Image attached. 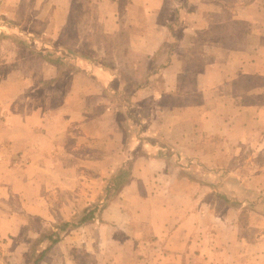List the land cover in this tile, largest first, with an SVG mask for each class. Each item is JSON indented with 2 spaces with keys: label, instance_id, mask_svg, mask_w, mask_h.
I'll return each instance as SVG.
<instances>
[{
  "label": "crops",
  "instance_id": "obj_1",
  "mask_svg": "<svg viewBox=\"0 0 264 264\" xmlns=\"http://www.w3.org/2000/svg\"><path fill=\"white\" fill-rule=\"evenodd\" d=\"M19 1L0 0V34L16 36L7 20ZM45 1L34 11L49 15L43 49L26 33L0 73V205L14 197L37 207L43 189L78 188L81 173L89 207L119 169L128 175L91 220L60 231L39 264H73L67 232L95 264H264V0ZM71 27L124 34L126 54L145 66L139 72L137 58L127 76L75 52L67 65L38 54L81 50L84 34L59 38ZM61 77L67 86L52 104Z\"/></svg>",
  "mask_w": 264,
  "mask_h": 264
},
{
  "label": "rangeland",
  "instance_id": "obj_2",
  "mask_svg": "<svg viewBox=\"0 0 264 264\" xmlns=\"http://www.w3.org/2000/svg\"><path fill=\"white\" fill-rule=\"evenodd\" d=\"M78 2L79 1H77V3ZM17 4H19V6L16 5L15 7V11L17 12L16 15L11 14V17L7 21L11 20L10 23L15 22L20 26V29L17 27L18 29H15L16 32L10 33L15 34V37H0V41H3L4 44L0 47V73H4L9 68H11V63H8V60L5 61V56L7 57L10 54L9 50H11L12 48L9 45L11 42L19 44L18 40L24 38V36H26V33L28 32H31L32 34L29 36V39L32 41V44L37 47L41 46V41H47V39L49 38L48 35L42 34L43 30L45 29L46 23L49 22V15H34V11H37V7H39V5H41L39 9L45 12L49 7V1L46 2L45 0H21V2L19 1ZM74 10L75 14H73V17L71 19V21L73 22L79 17L81 6L75 3ZM88 10L89 13H91L92 7ZM47 32L49 33L51 31L48 30ZM18 33H20V35ZM61 33L63 35L59 38L64 42H71L81 34H84L85 36L84 45L81 46V50L73 51V49L65 47L67 50H69L66 52L62 48L60 49V52L58 54H68V58L73 52L86 55L90 58L96 59L97 61L99 60L105 65L111 66V68L115 69L116 71L117 69L123 71V73H125L127 76H133L134 72L137 73L138 66L139 72H141L140 68L145 66V61L141 60V55L133 53H130L129 55L126 54L127 48L122 46V44L125 42L124 34L114 36L109 33L103 34L98 31H94L88 35L85 34V30L75 31L73 30V27H71V29H68L67 31H62ZM35 37L39 38V41L34 40ZM42 47L43 46H41L40 49H43ZM34 48L36 50V47ZM70 50L72 52H70ZM38 51L40 50H37L36 52ZM15 52H17L18 54L17 48L16 50L12 51V53ZM19 52L21 54L23 52L27 53V51ZM27 54H29V52ZM137 58H139L137 60L139 65L136 67L135 60ZM127 59H129L130 61L128 62ZM31 63L27 62L25 65L30 64V66H32L33 64ZM67 64L68 63H66L65 65ZM134 69H136V71H134ZM13 81L14 80H10L7 85L4 84L2 96H9V89H14L11 87ZM66 82L67 80L65 77H61L58 81H56V84L54 86L57 92L52 99V104H59L61 98V94L59 91L67 86ZM132 83L133 81L130 80L129 83L125 84L127 90L130 89ZM39 89L40 88L31 93L33 98H35L36 103L42 102L44 97L42 96L41 99L40 95H44V93ZM30 99L31 98H29V100ZM119 99H121V96L118 97V100ZM97 111L99 110L97 109L95 113H97ZM73 163H75L76 165V162ZM45 175H47V173ZM45 175H43V181H46L44 177ZM2 178L4 179V176ZM85 178H87L86 175L81 173L78 174L76 176V180L79 185L76 186L78 188H75L73 190L43 189L41 191L39 197L40 201L37 207H31L28 209L26 205L22 206L20 202L17 201V199H15L14 197L12 199H9L8 204L6 202L7 199H4V204L0 205V216L1 218H3L1 221L4 220L3 222H0V264H33L34 258L39 255L37 253L39 249L46 247L48 242L45 238H43L41 242L35 243V238H40L41 235H46L56 230L60 233L58 227L63 221L75 222L81 218L82 211L86 207H84L85 205H82L83 199L81 201V198L85 197V193L80 187L82 186L83 181H85ZM6 179L7 181L11 180V177L8 175ZM86 182L88 183L89 181L86 180ZM28 210H32L33 212L37 211V213H30ZM22 221L25 222V226L23 227L20 236H17L18 233H15V235L10 234V232L13 231V228L18 229V227H20ZM38 232L39 235L37 236ZM67 234L74 237L76 236V234L67 232L64 234L65 237H63L65 242H67L64 247L70 248L65 251L66 256L71 259L72 256L69 255H75V261H73V264H95L98 261V259L96 257H93L91 254V256L88 255V253L83 254V251L81 249V242L76 239H68ZM68 242H70V245H68ZM22 250L27 251V255L22 254Z\"/></svg>",
  "mask_w": 264,
  "mask_h": 264
},
{
  "label": "trees",
  "instance_id": "obj_3",
  "mask_svg": "<svg viewBox=\"0 0 264 264\" xmlns=\"http://www.w3.org/2000/svg\"><path fill=\"white\" fill-rule=\"evenodd\" d=\"M0 37H12V35L7 36L4 34H0ZM13 37H15V36H13ZM19 40H21V39H19ZM55 53L56 52L54 49L47 50L45 55L42 52H38L39 55L44 56L45 58H47L49 61H51L53 63L66 64L64 62V58H67L68 54L56 55ZM79 55H82V54H79ZM127 175H128V172L126 169H124V168L119 169V171L115 175L111 176L108 179V182L106 184V188L104 191L105 194H104L103 200H101V202L100 201L94 202L89 207L84 208L82 211V216L80 219H78V221H75V222L63 221L60 224V226L58 227V229L60 231H62V230L68 229L70 227L79 226L83 222L91 220L94 217L95 213L98 211V209L103 207V205L105 204V202L109 198V196L111 194L115 193L120 188V186L126 181ZM59 234L60 233L56 230V231H52L46 235L45 234L41 235L40 238H35V243L41 242V240L43 238H45L48 242H47L46 247H44L42 249L41 253L34 258L33 264H39V261L41 260V258L43 256H45L46 252L52 247V245L55 244L59 240Z\"/></svg>",
  "mask_w": 264,
  "mask_h": 264
}]
</instances>
